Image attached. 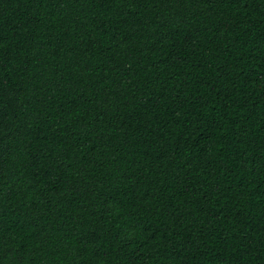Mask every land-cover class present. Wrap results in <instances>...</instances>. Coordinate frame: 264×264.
Segmentation results:
<instances>
[{"label":"trees","instance_id":"obj_1","mask_svg":"<svg viewBox=\"0 0 264 264\" xmlns=\"http://www.w3.org/2000/svg\"><path fill=\"white\" fill-rule=\"evenodd\" d=\"M0 264H264V0H0Z\"/></svg>","mask_w":264,"mask_h":264}]
</instances>
